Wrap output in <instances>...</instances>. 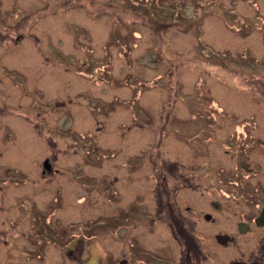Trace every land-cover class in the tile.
<instances>
[{
  "label": "rangeland",
  "instance_id": "obj_1",
  "mask_svg": "<svg viewBox=\"0 0 264 264\" xmlns=\"http://www.w3.org/2000/svg\"><path fill=\"white\" fill-rule=\"evenodd\" d=\"M129 2L0 0V264H65L56 244L67 233L89 239L76 259L115 254L145 228L130 222L132 199L150 206L161 167L176 178L208 169L210 142L194 148L206 123L197 112L264 110V0H179L188 19L156 3L138 17ZM176 197L203 207L192 189ZM31 220L57 237L42 260L19 257ZM167 236L153 225L144 240Z\"/></svg>",
  "mask_w": 264,
  "mask_h": 264
},
{
  "label": "flooded vegetation",
  "instance_id": "obj_2",
  "mask_svg": "<svg viewBox=\"0 0 264 264\" xmlns=\"http://www.w3.org/2000/svg\"><path fill=\"white\" fill-rule=\"evenodd\" d=\"M258 93L263 99V87ZM196 114V118L206 119L194 134V148L199 155L201 145L210 142L207 171L200 169L197 162L190 173L182 171L192 178H176L165 168L158 178H152L147 194L150 206L139 204L143 195L136 192L132 199L136 203L130 222L142 224L143 230L127 234L115 254L106 250L101 256H94L87 251L79 259L75 249L79 253L88 250L89 239L77 240L67 233L63 243L56 244L65 250V264H73L74 259L79 264H264V110L261 106L255 114L236 118L224 111ZM218 118L225 121L219 123ZM176 169L180 177L182 168ZM184 188L192 189L202 208H181L176 195ZM186 208L192 209V213H184ZM37 223L31 220L28 244L18 240L19 257L42 260L47 245L58 242L51 238L53 234L47 228L40 224L36 227ZM153 225L165 228L169 242L156 244L144 240ZM41 232L48 238H42ZM34 233L36 239L32 238ZM6 242V238L0 237V258L4 262Z\"/></svg>",
  "mask_w": 264,
  "mask_h": 264
},
{
  "label": "trees",
  "instance_id": "obj_3",
  "mask_svg": "<svg viewBox=\"0 0 264 264\" xmlns=\"http://www.w3.org/2000/svg\"><path fill=\"white\" fill-rule=\"evenodd\" d=\"M130 2V5L135 7L137 9V11L139 12H135L138 17H140L141 13L145 16V12L148 11V13H152V9L154 8V4H158V5H161V8L164 9L165 11L162 12V15L164 14H174L177 16V18H182L184 17L185 19H188L187 16H185L182 12H181V5H180V2L179 0H171V2L169 4H162V0H129ZM112 7V6H111ZM168 9V10H167ZM154 12V11H153ZM141 20H145L143 18H140ZM3 20H1L2 22ZM146 23H149V22H146ZM3 24V23H1ZM5 27V26H4ZM7 28V27H6ZM5 35H6V39H11L13 36H15L14 34H12L13 32L12 31H5L4 32ZM17 34V33H16ZM158 35V34H157ZM159 36V35H158ZM210 50H212V48L210 46H207ZM207 48V50H209ZM209 50V51H210ZM214 51V50H212ZM211 51V52H212ZM128 53V52H127ZM207 55V54H206ZM105 63H106V60H105ZM138 81V80H137ZM157 149V148H156ZM165 171V167L164 168H160V174L163 173ZM49 223H50V219H49ZM57 237H55V240H56Z\"/></svg>",
  "mask_w": 264,
  "mask_h": 264
},
{
  "label": "water",
  "instance_id": "obj_4",
  "mask_svg": "<svg viewBox=\"0 0 264 264\" xmlns=\"http://www.w3.org/2000/svg\"><path fill=\"white\" fill-rule=\"evenodd\" d=\"M42 165H43V167H45V168H48V167H49V162H48L47 158H45V159L43 160Z\"/></svg>",
  "mask_w": 264,
  "mask_h": 264
}]
</instances>
